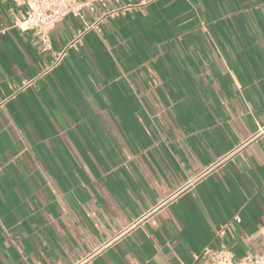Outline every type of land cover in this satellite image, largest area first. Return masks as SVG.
<instances>
[{
	"label": "crops",
	"instance_id": "crops-1",
	"mask_svg": "<svg viewBox=\"0 0 264 264\" xmlns=\"http://www.w3.org/2000/svg\"><path fill=\"white\" fill-rule=\"evenodd\" d=\"M50 37L0 33V264L264 254V0H104Z\"/></svg>",
	"mask_w": 264,
	"mask_h": 264
},
{
	"label": "built area",
	"instance_id": "built-area-1",
	"mask_svg": "<svg viewBox=\"0 0 264 264\" xmlns=\"http://www.w3.org/2000/svg\"><path fill=\"white\" fill-rule=\"evenodd\" d=\"M23 9V14L0 33L15 28L22 32L31 31L44 50L50 47V32L57 23L69 16L83 17L84 9L94 10L96 2L104 0H11ZM116 4L120 0H113ZM135 4L129 3L122 8L128 9ZM120 9V8H119ZM239 220V217H236ZM214 264H264V254L237 257L231 248L221 246L216 249H205L202 254ZM198 256H196L197 258Z\"/></svg>",
	"mask_w": 264,
	"mask_h": 264
}]
</instances>
